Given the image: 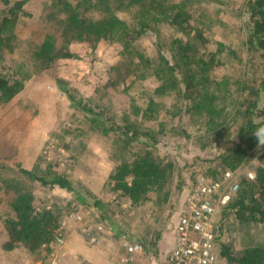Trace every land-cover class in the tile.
I'll list each match as a JSON object with an SVG mask.
<instances>
[{
	"label": "rangeland",
	"instance_id": "1",
	"mask_svg": "<svg viewBox=\"0 0 264 264\" xmlns=\"http://www.w3.org/2000/svg\"><path fill=\"white\" fill-rule=\"evenodd\" d=\"M253 1L188 0L193 17L201 21L200 27L208 38L205 46L219 50L209 78L220 80L230 76L234 91L255 84L260 73L261 57L247 50ZM2 4L0 0V7ZM52 4V0H28L24 4L28 15H20L14 49L3 55L4 63L13 69L0 67L1 74L14 76L15 70L26 73L30 47L27 40L32 32L43 34L53 25ZM124 10L117 15L131 23L133 8ZM87 12L91 15V11ZM155 20L144 35L130 44L131 50H138L150 59L148 68L131 63L127 73L123 59L129 53L117 39H100L94 44L77 40L69 45L73 57L58 59L48 68L34 71L18 95L0 104V172L20 176L31 187L35 205L51 206L56 211L63 239L61 243L54 240L35 252L23 246L5 251L2 248L6 239L4 219L10 214L13 194L0 183V264H162L165 251L169 249L175 212L188 184L197 172L213 176L212 172L218 169L213 156L220 150L219 142L228 135L234 136L242 118L232 108L240 100L236 91L234 98L237 99H221L220 96L215 104L223 110L220 114L214 113V120L223 124L224 139L216 136L211 139L203 121L188 118L178 92L180 86L160 78L170 77L166 71L150 69L159 54L170 60V40L180 35V31L164 19ZM133 68H140L141 77L133 73ZM186 69L183 62L176 74ZM112 79L117 81V86L106 87ZM162 79L163 90L154 93L153 89ZM61 81L85 97L103 101L117 119H129L142 130L155 133L159 140L153 147L155 156L171 162L173 167L164 190L168 194L166 201H163L164 195L156 197L155 194L153 200L135 205L112 189L108 176L118 162L134 158L140 145L125 146L114 137L103 136L93 129L87 117L70 105ZM215 92L219 96L220 91ZM263 160L264 144H257L241 164L239 179L246 170L254 171ZM5 166L10 169L6 170ZM19 167L41 175L57 172L67 176L81 192L88 191L90 196L104 203L112 222L101 220L98 209L78 202L72 193L56 188L49 191L20 175ZM100 223L110 225L111 230L99 229ZM118 227L130 239L143 243L145 250L126 253ZM217 240L218 249L221 245L232 250L264 247V225L241 224L226 215L219 220Z\"/></svg>",
	"mask_w": 264,
	"mask_h": 264
},
{
	"label": "trees",
	"instance_id": "2",
	"mask_svg": "<svg viewBox=\"0 0 264 264\" xmlns=\"http://www.w3.org/2000/svg\"><path fill=\"white\" fill-rule=\"evenodd\" d=\"M27 1L2 0L0 67L13 69L4 63L3 55L14 49L17 21L21 14L28 15L24 9ZM52 2L51 13L55 15V22L43 34L32 32L27 40L30 47L26 73L16 70L14 76L0 73V104L7 103L18 95L34 71H42L58 59L73 57L69 45L77 40L91 41L94 44L100 39H117L122 43L126 53L130 54L123 59L127 73L131 63L148 68L150 59L138 50H131L130 44L135 38L144 35L155 19V21L164 19L169 25L177 28L180 35L170 40V60L159 54L158 61L155 64L152 62L153 68L150 69L169 73L170 77L160 78L180 86L178 92L188 118L191 121L197 119L203 121L204 129L208 131L211 139L215 136L224 139L223 124L214 120V113L220 114L223 110L216 108L215 104L220 96L221 99H237L234 98L236 90H233L230 76H223L220 80L209 78L219 50L218 48L209 50L205 46V40L208 41V38L200 27L201 21L193 17L188 0H52ZM129 7L133 8L131 23L117 15ZM250 7L247 50L261 57L260 73L255 84L236 91L240 100L233 104L232 108L241 116L242 122L233 137L228 135L225 140L219 142L220 150L218 149L213 159L217 160L220 171L217 169L218 171L212 172V177L220 175L225 169L239 168L249 151L258 144L255 133L259 128H264V0H254ZM87 11H91V15L86 14L89 13ZM217 44L223 47L222 43ZM183 62L187 69L185 72L180 70L178 75L176 71ZM140 68L132 70L137 77H141ZM116 82L112 79L106 87L117 86ZM162 82L163 79L153 89L154 93H161ZM61 83L70 105L87 117L93 129L103 136L114 137L125 146L132 143L140 145L139 151L134 153V158L123 159L115 165L108 176L112 189L119 191L135 205L153 200L155 194L156 197L164 195L163 201H166L168 194L164 190L169 177L172 176L173 167L171 162L155 156L153 147L159 141L155 133L148 129L142 130L129 119H117L103 101L85 97L66 82ZM217 89L220 91L219 96L215 92ZM5 167L6 170L10 169L8 166ZM18 172L49 191L56 188L72 193L78 202L98 209L101 220L112 222L107 216L104 203L90 196L88 191L81 192L67 176L57 172L41 175L21 167ZM254 173L253 179H249L245 174L243 178L241 177L239 189L223 210L220 219L230 215L241 224L255 222L264 225V160L255 167ZM0 183L7 192L13 194L9 203L10 214L4 219L6 239L2 243V248L11 251L16 246H23L28 251L35 252L43 246H49L61 231L56 211L51 206L35 205L31 187L18 175L0 172ZM120 232L123 230L118 227V233ZM219 255L224 264H264L262 246L232 250L226 245H221Z\"/></svg>",
	"mask_w": 264,
	"mask_h": 264
},
{
	"label": "built area",
	"instance_id": "3",
	"mask_svg": "<svg viewBox=\"0 0 264 264\" xmlns=\"http://www.w3.org/2000/svg\"><path fill=\"white\" fill-rule=\"evenodd\" d=\"M240 170V167L225 169L216 177L203 172L195 174L175 212L174 245L164 256L162 264H221L217 240L219 220L239 189ZM244 174L249 179L255 176L251 170ZM97 227L111 230L110 225L101 223ZM120 236L126 253L144 251L145 246L140 241L130 239L125 232ZM55 240L61 243L63 239L59 235Z\"/></svg>",
	"mask_w": 264,
	"mask_h": 264
},
{
	"label": "clouds",
	"instance_id": "4",
	"mask_svg": "<svg viewBox=\"0 0 264 264\" xmlns=\"http://www.w3.org/2000/svg\"><path fill=\"white\" fill-rule=\"evenodd\" d=\"M255 135L258 138V144H264V128H259Z\"/></svg>",
	"mask_w": 264,
	"mask_h": 264
},
{
	"label": "crops",
	"instance_id": "5",
	"mask_svg": "<svg viewBox=\"0 0 264 264\" xmlns=\"http://www.w3.org/2000/svg\"><path fill=\"white\" fill-rule=\"evenodd\" d=\"M134 239V238H133ZM174 245V234H173V229L170 230V245H169V249ZM169 249H167L165 251L164 256L167 254V252L169 251ZM145 250V249H144ZM142 253V252H141ZM164 258V257H163Z\"/></svg>",
	"mask_w": 264,
	"mask_h": 264
}]
</instances>
